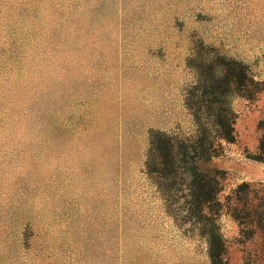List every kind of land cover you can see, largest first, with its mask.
Listing matches in <instances>:
<instances>
[{
    "label": "rangeland",
    "instance_id": "obj_1",
    "mask_svg": "<svg viewBox=\"0 0 264 264\" xmlns=\"http://www.w3.org/2000/svg\"><path fill=\"white\" fill-rule=\"evenodd\" d=\"M209 51L254 92L228 97L235 142L208 164L224 258L264 264V0H0V264H210L144 169L151 131L194 137Z\"/></svg>",
    "mask_w": 264,
    "mask_h": 264
},
{
    "label": "trees",
    "instance_id": "obj_2",
    "mask_svg": "<svg viewBox=\"0 0 264 264\" xmlns=\"http://www.w3.org/2000/svg\"><path fill=\"white\" fill-rule=\"evenodd\" d=\"M188 66L196 71V81L185 97L186 109L196 128L195 135L185 141L161 131H151L144 169L147 176L154 179L173 220L190 225L204 239L209 263L227 264L224 240L217 223L221 209L217 197L225 172L210 168L208 164L220 156L221 141L235 142L236 115L228 97L237 94L253 99L254 92L249 91L253 82L244 64L216 54L207 62H195L190 58ZM252 159L264 162V137ZM249 187L243 183L235 192H248ZM260 204L251 207L248 213L252 212L258 215L259 221H264V201ZM232 213L242 225L236 210ZM258 227L264 234V224Z\"/></svg>",
    "mask_w": 264,
    "mask_h": 264
}]
</instances>
